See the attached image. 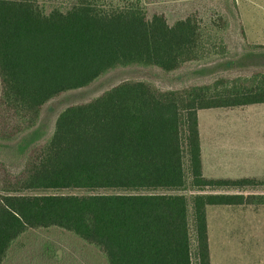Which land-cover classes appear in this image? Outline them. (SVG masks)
I'll use <instances>...</instances> for the list:
<instances>
[{"label":"trees","instance_id":"16d2710c","mask_svg":"<svg viewBox=\"0 0 264 264\" xmlns=\"http://www.w3.org/2000/svg\"><path fill=\"white\" fill-rule=\"evenodd\" d=\"M207 9L170 22L142 0H0V149L34 128L49 101L112 70L226 58L231 20ZM256 103L264 68L176 88L130 77L67 105L19 171L0 155V264L28 229L49 227L106 264H211L207 205L264 204L249 191L264 178L204 177L198 111ZM66 188L89 192H35Z\"/></svg>","mask_w":264,"mask_h":264},{"label":"rangeland","instance_id":"374dc122","mask_svg":"<svg viewBox=\"0 0 264 264\" xmlns=\"http://www.w3.org/2000/svg\"><path fill=\"white\" fill-rule=\"evenodd\" d=\"M142 4L148 15L154 11L163 12L170 22L185 17L194 6L207 10L205 16L212 15L207 8L217 9L231 20L232 28L230 34H227L229 55L219 62H192L176 72L143 66L120 67L106 73L89 87L54 98L45 105L34 128L21 134L13 142L1 145L0 155L12 165V172L21 169L23 158L31 145L41 143L51 135L56 117L64 107L88 100L123 79L147 78L162 88H176L196 82H209L219 73L235 76L238 73H249L255 68H264V50L247 49L244 46L247 41L264 44V0H142ZM239 21L246 34L245 41L240 33ZM213 111L215 110H206L208 113ZM203 116L202 113L201 127L204 130L206 125L205 129L211 140L250 141L253 142L252 145L259 146L264 144L262 103L221 109L209 119ZM257 189L264 190V187L259 186ZM35 192L83 194L89 191L66 188L41 189ZM210 208L207 207L208 224L211 225L208 230L214 264H264V224L251 221L256 216L254 212L251 213V207L237 213L235 221L233 214L226 211L210 214ZM3 264H106V261L94 246L75 234L62 228L49 227L28 229L12 245Z\"/></svg>","mask_w":264,"mask_h":264},{"label":"crops","instance_id":"0c3cea01","mask_svg":"<svg viewBox=\"0 0 264 264\" xmlns=\"http://www.w3.org/2000/svg\"><path fill=\"white\" fill-rule=\"evenodd\" d=\"M255 44V43H253ZM264 104V103H262ZM243 105L241 107H245ZM228 107L221 108H208L214 109L213 112H206L208 109H200L198 111V124L200 133V148H201V161H202V173L206 178L218 179V178H228V179H240L246 177L260 178L264 177V144L252 145L253 142L250 141H220L211 140L209 133L207 134L206 125L204 130L201 127L202 113L209 119L216 111L225 109ZM231 108V107H230ZM209 115V116H208ZM203 116V117H204ZM204 131V133H203ZM216 132V130H214ZM207 134V135H206ZM264 187V186H263ZM226 191V190H225ZM251 192L264 193V190L249 189ZM229 192H235V189H231ZM248 193V191H244ZM211 207L210 214L215 212L226 211L233 214L234 221L236 220V214L244 212V208L248 210L251 207V213L254 212L255 217L251 218V221H257L260 224H264V204L251 205V204H225V205H207ZM217 206V207H212ZM206 207V213H207ZM216 214V213H215ZM210 218V216H209ZM232 219V220H233ZM238 221V220H237ZM211 222V221H209ZM208 223V215H207ZM211 225L208 224V228ZM211 228V227H210ZM209 236V230H208ZM210 246V240H209ZM211 264H214L213 258L211 256Z\"/></svg>","mask_w":264,"mask_h":264}]
</instances>
